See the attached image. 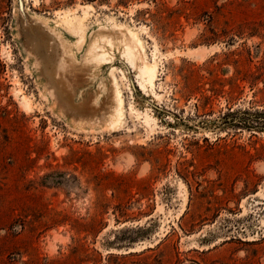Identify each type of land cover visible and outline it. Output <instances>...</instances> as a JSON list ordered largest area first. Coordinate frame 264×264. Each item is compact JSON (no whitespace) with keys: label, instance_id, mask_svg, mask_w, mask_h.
Wrapping results in <instances>:
<instances>
[{"label":"rangeland","instance_id":"1","mask_svg":"<svg viewBox=\"0 0 264 264\" xmlns=\"http://www.w3.org/2000/svg\"><path fill=\"white\" fill-rule=\"evenodd\" d=\"M0 264H264V0H0Z\"/></svg>","mask_w":264,"mask_h":264},{"label":"bare ground","instance_id":"2","mask_svg":"<svg viewBox=\"0 0 264 264\" xmlns=\"http://www.w3.org/2000/svg\"><path fill=\"white\" fill-rule=\"evenodd\" d=\"M118 38V37H117ZM128 43V41H127ZM137 45L140 47V51L138 52L137 50H135V47L129 45L130 43L127 44V46L125 47V54L126 57L128 59V64L132 67V68H137L138 71V83H139V87L142 90V92L144 93V91H147V89H150V91L152 92V96L154 95V97L156 99H158V95L153 91L154 87H155V81L157 78V67L155 64H148L146 63L143 59H142V55H140V52L143 51V49L141 48V44L140 42H136ZM122 45V44H121ZM111 47V46H110ZM45 48V47H44ZM93 52L98 51V48H93ZM124 54V56H125ZM105 55V54H104ZM103 56V55H100ZM99 56V57H100ZM99 57L97 59H99ZM101 58V57H100ZM105 59V58H104ZM94 60V59H93ZM102 60V59H100ZM126 60V59H125ZM104 61V60H102ZM100 61V62H102ZM154 63V62H153ZM141 64V65H140ZM130 67V68H131ZM111 78V77H110ZM114 83L115 82V78L112 79ZM113 83V84H114ZM19 92V91H18ZM141 92V91H140ZM147 94V93H146ZM23 98V96H22ZM111 99H112V103L113 106L111 108V113L109 115V119H108V123L113 127L117 126L118 124L122 123V120L124 118V113H123V100L121 98V95L116 87V85L112 88V92H111ZM22 105H24L23 108L28 107V104L26 102L27 99H22ZM21 100V101H22ZM29 108V107H28ZM27 108V109H28ZM135 110V109H134ZM135 112V111H134ZM83 114V113H82ZM91 114V113H90ZM146 114V112H145ZM103 117V116H102ZM139 118H142L140 116H137ZM89 119V117H88ZM92 120V118H91ZM98 120V119H96ZM94 120V121H96ZM125 120V119H124ZM138 120V119H137ZM144 122L145 125H150V123L153 122V118L151 116L148 115H144V121H142V123ZM91 124V123H90ZM147 127V126H146ZM109 128V127H108ZM154 129V128H153ZM109 130V129H108ZM151 130V128H150ZM113 131V130H112Z\"/></svg>","mask_w":264,"mask_h":264}]
</instances>
